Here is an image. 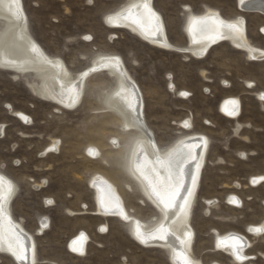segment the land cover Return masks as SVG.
<instances>
[{"label":"rangeland","instance_id":"1","mask_svg":"<svg viewBox=\"0 0 264 264\" xmlns=\"http://www.w3.org/2000/svg\"><path fill=\"white\" fill-rule=\"evenodd\" d=\"M129 1L21 3L30 36L49 56L61 60L73 77L97 56L122 59L142 94L147 128L162 151L189 134L207 138L190 218L192 257L201 264H236L215 246V234L236 233L251 243L245 264H264V232L253 237L246 231L264 221V181L251 183L264 176V101L256 97L264 92V59L250 60L228 42L195 59L151 46L126 30L110 29L103 17ZM153 8L175 47L188 44L183 31L188 13L211 9L226 20L243 18L250 43L264 49V14L241 10L239 0H153ZM4 26L0 20V32ZM27 81L40 82L37 75L0 68V173L16 186L10 212L33 237L35 264H172L166 250L136 242L129 223L95 214L89 181L99 174L116 186L130 216L147 226L160 219L127 173L137 134L123 131L120 118L105 107L115 78L105 72L90 75L81 103L72 110L39 100ZM227 98L238 102L236 119L220 109ZM185 121L191 128L181 126ZM112 140H117V147ZM53 145L55 149H50ZM90 149L100 156L90 155ZM231 197L239 200L238 206L229 201ZM79 235L85 237L82 254L70 248ZM0 264L18 263L0 252Z\"/></svg>","mask_w":264,"mask_h":264},{"label":"bare ground","instance_id":"2","mask_svg":"<svg viewBox=\"0 0 264 264\" xmlns=\"http://www.w3.org/2000/svg\"><path fill=\"white\" fill-rule=\"evenodd\" d=\"M249 5H256L262 10L260 13L264 14V0H239V6L243 10ZM109 17L112 18L111 21ZM0 20L5 23L0 32V68L14 71L18 75H37L39 84L27 81L26 85L39 100L72 110L81 103L84 81L90 75L105 72L108 77L115 78L116 86L105 100V107L108 112L120 118L123 131H134L137 134L129 150L127 173L159 212L160 219L156 224L147 226L145 222L130 216L116 186L99 174L93 175L89 181L94 190L95 214L103 218L118 217L129 223L130 233L136 242L142 247L166 250L172 264H184L185 260L188 264H201L192 257L194 232L190 226V218L208 149L207 138L195 133L189 134L162 151L144 121L142 94L121 58L112 55L97 56L87 69L73 77L61 60L49 56L30 36L21 0H0ZM103 22L110 29L126 30L151 46L165 51L188 53L195 59L203 58L212 46L222 42H228L235 49L244 52L250 60L264 59V49L250 43L243 18L236 16L226 20L211 9H206L199 15L188 13L183 27L188 44L183 48L170 44L163 20L153 8V0H130L119 10L104 16ZM233 25L238 30H233ZM262 33L264 34V29ZM169 89L173 91L174 87L169 85ZM256 97L264 101V92H258ZM220 109L231 119H236L239 115L238 102L233 98L223 100ZM16 116L26 122L24 117L17 113ZM187 124V127L185 122L181 126L185 130L191 128L189 121ZM1 131L0 127V133ZM111 145L117 147V140H112ZM52 148L55 149L54 145L50 147ZM99 154L94 151L97 157ZM0 176L3 175L0 173ZM3 177L6 183L3 185L4 199L0 201V252L10 255L18 264H35L37 256L33 237L13 220L10 212L9 205L16 186ZM261 177L251 179V183L259 185L264 181ZM7 182L11 183V191ZM229 201L233 205H239V200L234 197L229 198ZM137 222L141 233L146 237L143 242L137 236ZM40 223L43 225L42 221ZM161 226L165 232L157 231ZM256 228L261 231H255ZM246 231L253 237H259L264 232V221L247 227ZM153 234L155 238H151ZM229 237H237L238 241L227 239ZM215 238L216 248L230 256L236 264L249 261L246 250L251 243L245 236L226 233L215 234ZM221 240H226V244H220ZM84 241L85 237L79 235L70 242V248L82 254ZM237 249L241 259H237Z\"/></svg>","mask_w":264,"mask_h":264},{"label":"snow or ice","instance_id":"3","mask_svg":"<svg viewBox=\"0 0 264 264\" xmlns=\"http://www.w3.org/2000/svg\"><path fill=\"white\" fill-rule=\"evenodd\" d=\"M89 2L91 3V0H89ZM145 6L147 7V5H145ZM153 15H154V13H153ZM111 19L112 18L109 17V21H111ZM231 27L233 28V30H238V29L235 28V25H233ZM85 39L90 40L91 37L90 36H86ZM117 95H119V93H117ZM181 95H185L186 96V95H188V93H181ZM262 98H264V97H262ZM74 103H75V101H74ZM185 126L186 127L188 126L187 121H185ZM113 142L115 143V141H113ZM89 154L90 155L94 154L91 149L89 150ZM260 179H264V177H261ZM5 183H6L5 178L3 176H0V201H2L4 199V195H3V185ZM7 183H8V189H9V191H11V183L10 182H7ZM48 203H52V201H48ZM125 218L127 219V217H125ZM251 230L252 229H250V231ZM157 231L158 232H165V229H164L163 226H161V228L158 229ZM255 231L259 232V231H261V229L260 228H256ZM137 236L142 239V242H143L144 239H146V237L144 236V234L141 233V231H140L139 222H137ZM151 238H155V234H153ZM227 239H232V240H237L238 241V238L237 237H229ZM219 243L220 244H226V240H221ZM235 251H236L237 259H241L242 257L239 255V250L237 249ZM184 264H188V262L185 260Z\"/></svg>","mask_w":264,"mask_h":264},{"label":"water","instance_id":"4","mask_svg":"<svg viewBox=\"0 0 264 264\" xmlns=\"http://www.w3.org/2000/svg\"><path fill=\"white\" fill-rule=\"evenodd\" d=\"M241 9H243V8H241ZM244 10L257 11V12H261L262 11L259 7H256V5H249V6L245 7Z\"/></svg>","mask_w":264,"mask_h":264}]
</instances>
